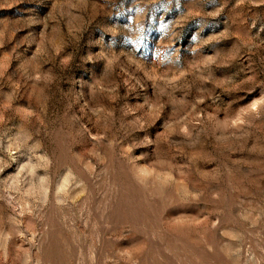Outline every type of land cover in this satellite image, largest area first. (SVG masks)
Listing matches in <instances>:
<instances>
[{
  "label": "rangeland",
  "instance_id": "rangeland-1",
  "mask_svg": "<svg viewBox=\"0 0 264 264\" xmlns=\"http://www.w3.org/2000/svg\"><path fill=\"white\" fill-rule=\"evenodd\" d=\"M0 264H264V0H0Z\"/></svg>",
  "mask_w": 264,
  "mask_h": 264
}]
</instances>
